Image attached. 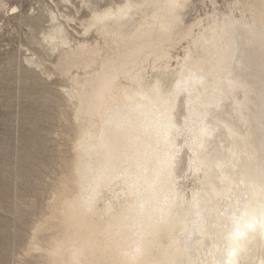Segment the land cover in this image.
<instances>
[{
  "label": "bare ground",
  "instance_id": "obj_1",
  "mask_svg": "<svg viewBox=\"0 0 264 264\" xmlns=\"http://www.w3.org/2000/svg\"><path fill=\"white\" fill-rule=\"evenodd\" d=\"M83 2L37 40L70 143L20 264H264V0Z\"/></svg>",
  "mask_w": 264,
  "mask_h": 264
},
{
  "label": "rangeland",
  "instance_id": "obj_2",
  "mask_svg": "<svg viewBox=\"0 0 264 264\" xmlns=\"http://www.w3.org/2000/svg\"><path fill=\"white\" fill-rule=\"evenodd\" d=\"M83 1L5 0L6 4L0 8V60L16 54L15 45L24 25L39 27L40 20L44 22L40 16L42 9L37 10L35 17L28 15L30 5L40 4L48 11L75 16L70 22L72 25H66L79 37L74 29H79L80 18L89 13ZM90 1L104 5L110 0ZM215 1L194 0L196 7L191 21L206 18L215 8L224 10L231 0ZM12 4L19 5L16 16L8 14ZM49 26L48 20L45 30ZM38 38V34H34L35 43ZM185 45L172 51L174 66L176 59L183 56ZM32 51L36 52L41 66L35 64L37 67L26 77L23 88L10 80H0V194L3 195L0 201V264H20L27 258L25 252L33 226L50 201L52 185L61 172L62 159L70 143L66 137L69 126L61 120V111L67 107L60 94L62 85H69L68 78L60 73L57 53L51 54L43 46L33 47Z\"/></svg>",
  "mask_w": 264,
  "mask_h": 264
},
{
  "label": "snow or ice",
  "instance_id": "obj_3",
  "mask_svg": "<svg viewBox=\"0 0 264 264\" xmlns=\"http://www.w3.org/2000/svg\"><path fill=\"white\" fill-rule=\"evenodd\" d=\"M51 2V0H49ZM42 9L40 16L44 18V22H39V27H35L32 24L23 26L21 37L15 45L16 54L8 57L4 60H0V80H10L14 85H18L23 88L26 77L35 69L36 56L32 51V48H40L42 44L54 43L56 40L55 35H45V29L47 27L48 18L54 20V13L47 10L46 6L40 4L30 5L28 8V15L35 17L37 10ZM19 5L12 4L8 9V14L16 16L19 13ZM34 34H38L41 43H35L33 40ZM29 41H32L29 43ZM9 45H4L8 47ZM54 50V49H53ZM3 200V195L0 194V201ZM19 218V213H15Z\"/></svg>",
  "mask_w": 264,
  "mask_h": 264
}]
</instances>
